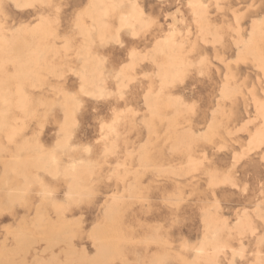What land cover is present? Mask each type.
<instances>
[{"label":"rangeland","instance_id":"1","mask_svg":"<svg viewBox=\"0 0 264 264\" xmlns=\"http://www.w3.org/2000/svg\"><path fill=\"white\" fill-rule=\"evenodd\" d=\"M0 264H264V0H0Z\"/></svg>","mask_w":264,"mask_h":264},{"label":"bare ground","instance_id":"2","mask_svg":"<svg viewBox=\"0 0 264 264\" xmlns=\"http://www.w3.org/2000/svg\"><path fill=\"white\" fill-rule=\"evenodd\" d=\"M197 3V2H196ZM104 16V15H103ZM121 17V16H120ZM125 22V21H124ZM123 22V23H124ZM125 24H126V22H125ZM168 27H170V26H168ZM177 27V26H176ZM131 32V31H130ZM166 39V38H165ZM245 40V39H244ZM167 41V40H166ZM165 42V41H164ZM166 43V42H165ZM168 45V44H167ZM237 46V45H236ZM158 49V48H157ZM83 69V68H82ZM119 73V72H118ZM200 74V73H199ZM107 75V74H106ZM92 95V94H91ZM95 95V94H94ZM78 109V108H77ZM74 112V111H73ZM73 120V119H72ZM74 125V124H73ZM51 160V159H50ZM55 164H57L56 162H55ZM54 164V165H55ZM56 166V165H55ZM50 170V169H49ZM57 173V172H56ZM77 183V182H76ZM207 226V225H206ZM217 229V228H216ZM214 236V235H213Z\"/></svg>","mask_w":264,"mask_h":264},{"label":"snow or ice","instance_id":"3","mask_svg":"<svg viewBox=\"0 0 264 264\" xmlns=\"http://www.w3.org/2000/svg\"><path fill=\"white\" fill-rule=\"evenodd\" d=\"M17 7H20V5H19V4H17Z\"/></svg>","mask_w":264,"mask_h":264}]
</instances>
